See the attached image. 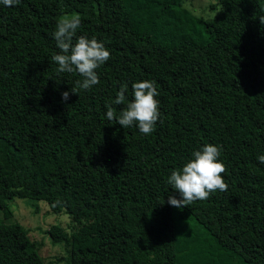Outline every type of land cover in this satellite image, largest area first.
Returning a JSON list of instances; mask_svg holds the SVG:
<instances>
[{"label": "trees", "instance_id": "16d2710c", "mask_svg": "<svg viewBox=\"0 0 264 264\" xmlns=\"http://www.w3.org/2000/svg\"><path fill=\"white\" fill-rule=\"evenodd\" d=\"M184 1L0 4V264H47L28 230L5 221L14 197L67 214L68 229L47 230L64 264H264V0H218L208 19L182 15ZM73 14L76 37L111 55L99 83L64 102L83 77L58 75L50 58L58 20ZM146 80L158 92L154 131L109 121L106 105L118 115ZM209 143L228 189L181 208L199 226L181 229L168 177Z\"/></svg>", "mask_w": 264, "mask_h": 264}, {"label": "clouds", "instance_id": "9594fccd", "mask_svg": "<svg viewBox=\"0 0 264 264\" xmlns=\"http://www.w3.org/2000/svg\"><path fill=\"white\" fill-rule=\"evenodd\" d=\"M21 0H0V4L11 7L18 5ZM264 25V15L260 18ZM81 25L79 15L63 16L56 25L53 33L58 54L53 55L51 62L58 65L56 72L78 73L82 80H77L70 91L62 93V100L67 102L72 94H78L80 90H91L99 83L96 69L110 58V52L103 42L96 38L85 36L76 37L77 29ZM75 38V43H74ZM134 99L127 103L126 107L117 115L112 104H107V119L115 120L124 129L136 126L140 133L150 135L160 119L159 101L157 89L152 81L135 82L132 85ZM127 85L121 86L115 105L124 104L126 101ZM221 150L214 144H206L200 150L192 154V158L182 167L171 172L168 183L172 189L179 193V199L170 195L168 203L171 206L184 208L195 201L209 198L211 193L226 192L228 185L225 183L224 173L226 166L219 159ZM258 161L264 164V155L258 156Z\"/></svg>", "mask_w": 264, "mask_h": 264}, {"label": "rangeland", "instance_id": "374dc122", "mask_svg": "<svg viewBox=\"0 0 264 264\" xmlns=\"http://www.w3.org/2000/svg\"><path fill=\"white\" fill-rule=\"evenodd\" d=\"M217 2L218 0H185L180 13L193 19H208L215 13L210 6ZM8 205L13 214L5 221H18L28 230L30 239L38 246L42 260L47 264H64L61 258L66 256L65 247L62 242L54 243L47 230L52 223H60L68 229L70 220L67 214L63 212L52 214L48 205L41 200L14 197L8 201ZM173 214L181 229L188 226L197 230L199 227L181 208L173 206ZM0 217H3L2 212H0Z\"/></svg>", "mask_w": 264, "mask_h": 264}]
</instances>
